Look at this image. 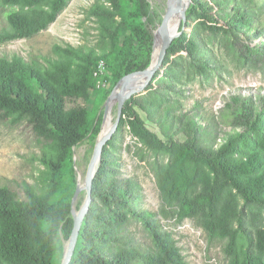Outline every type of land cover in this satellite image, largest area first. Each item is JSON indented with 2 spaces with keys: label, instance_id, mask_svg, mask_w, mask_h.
<instances>
[{
  "label": "trees",
  "instance_id": "obj_1",
  "mask_svg": "<svg viewBox=\"0 0 264 264\" xmlns=\"http://www.w3.org/2000/svg\"><path fill=\"white\" fill-rule=\"evenodd\" d=\"M68 1L2 0L10 9L5 14L7 25L0 30V44L45 29ZM229 1L192 0L185 27L198 20L197 26L213 30L221 23L227 33L241 30L248 35L244 27H250L253 10L240 3L231 10ZM89 13L99 25L98 52L56 45L58 58L48 66L17 55L0 56V122L28 124L42 141L39 159L44 166L42 186L37 190L26 186L24 196L0 186V264L61 263L73 227V148L86 140L94 146L103 103L116 82L150 63L153 30L161 17L148 0H105ZM242 45L249 54L264 48ZM187 58L200 74L211 67L196 32L183 31L170 44L162 64L163 76L169 78L166 87L177 82L175 67ZM100 60L111 74V89L96 87L93 72ZM147 89V95L125 102L117 130L128 126L144 147L167 156V162L157 167L160 215L178 222L194 219L209 239L224 240L225 264H264V225L248 226L242 209L264 207V95L259 107L252 96L231 95L225 103L231 127L213 138L215 125L199 122L198 112L183 108L178 98L171 99L152 82ZM92 98V109L78 103ZM137 106L160 127L165 139L148 127ZM205 133L209 138L204 139ZM111 139L93 179L92 202L70 264H188L156 214L135 208L137 184L118 177L112 160H107ZM131 219L142 224L149 246L129 235Z\"/></svg>",
  "mask_w": 264,
  "mask_h": 264
},
{
  "label": "rangeland",
  "instance_id": "obj_2",
  "mask_svg": "<svg viewBox=\"0 0 264 264\" xmlns=\"http://www.w3.org/2000/svg\"><path fill=\"white\" fill-rule=\"evenodd\" d=\"M148 1L158 16L162 17L168 0ZM99 2L105 0H69L45 29L30 37L1 43L0 56L17 55L26 61H36L48 66L50 61L58 58L56 45L94 48L98 52L101 45L99 25L89 9ZM238 3L253 10L250 27H244L248 35L241 30L235 34L227 33L222 29L221 23L217 24L218 29L211 30L197 26L198 20H193L183 31L188 35L196 32L203 54L211 59V67L200 74L192 67L188 58L180 59L178 67H175L177 82L172 87L165 85L169 82V78L163 76L165 68L151 81L155 89L166 93L171 99L178 98L183 108L198 112L199 122L214 124L216 129L213 131V138L222 136L231 127L232 117L226 113L225 106L231 95L252 96L256 99L255 107L263 104L260 95H264V48L260 52L249 54L242 44L264 45V0H230L227 6L232 10ZM9 9L10 6L0 0V30L7 25L5 14ZM216 11L217 9L214 10ZM112 86L113 82L108 81L107 89ZM147 93L148 89L146 93L137 96H145ZM78 103L92 109L93 98L87 103L81 100ZM136 108L148 127L165 139L160 127L151 122L138 106ZM115 112L116 106H113L112 114L115 115ZM113 135L111 143L106 146L107 160H112V167L118 177L130 178L137 184L135 208L156 214L155 218L172 235L188 264H225L227 258L224 240L209 239L194 219L186 218L178 222L175 218L160 215L162 200L157 183V167L167 162V156L144 147L131 135L126 125ZM203 137L209 138L207 133ZM92 150L93 143L89 140L73 148L76 180L79 175L81 178L85 176ZM41 151L42 141L35 136L28 124L14 123L9 119L1 121L0 186H8L20 196H24L26 186L39 189L42 186L40 172L44 168L39 159ZM84 197L85 191L81 190L75 203L76 209L80 207ZM242 209L248 226L264 225V207L244 205ZM128 232L142 246L151 244L139 221L131 219Z\"/></svg>",
  "mask_w": 264,
  "mask_h": 264
},
{
  "label": "water",
  "instance_id": "obj_3",
  "mask_svg": "<svg viewBox=\"0 0 264 264\" xmlns=\"http://www.w3.org/2000/svg\"><path fill=\"white\" fill-rule=\"evenodd\" d=\"M175 1V4L171 0L167 1L161 22L153 30V46L149 65L143 69L129 72L121 77L103 103L100 131L96 137L85 176L82 178V184H80L79 176H77L76 189L71 200L73 227L69 238L64 243L60 264H70L71 262L83 219L92 202L93 179L100 166L104 146L117 131L125 102L133 96L147 92V87L152 81L153 76L162 69L163 60L170 44L185 28L187 22L186 11L192 0H187L184 5L182 4V0ZM174 13L180 15V20L178 26L175 29H171L169 22ZM113 105L116 106V112L115 115L111 116L110 109ZM81 190L85 191V197L80 207L76 209L75 203Z\"/></svg>",
  "mask_w": 264,
  "mask_h": 264
},
{
  "label": "built area",
  "instance_id": "obj_4",
  "mask_svg": "<svg viewBox=\"0 0 264 264\" xmlns=\"http://www.w3.org/2000/svg\"><path fill=\"white\" fill-rule=\"evenodd\" d=\"M95 77L96 87L98 89H106L108 87V71L104 60H100L96 69L93 72Z\"/></svg>",
  "mask_w": 264,
  "mask_h": 264
},
{
  "label": "bare ground",
  "instance_id": "obj_5",
  "mask_svg": "<svg viewBox=\"0 0 264 264\" xmlns=\"http://www.w3.org/2000/svg\"><path fill=\"white\" fill-rule=\"evenodd\" d=\"M171 2H172L173 4L176 3L175 0H171ZM186 2H187V0H182V4H183V5H184ZM179 20H180V15H179L178 13H174V14L171 16V18H170L169 27H170L171 29H175V28L178 26ZM113 106H114V105H113ZM113 106H112L111 109H110V115H111V116L113 115V114H112V108H113ZM79 176H80V175H79ZM79 182H80V184H82V178H81V177H79Z\"/></svg>",
  "mask_w": 264,
  "mask_h": 264
}]
</instances>
